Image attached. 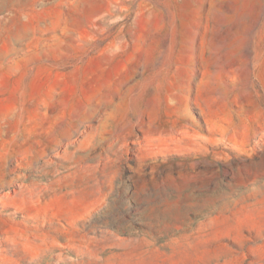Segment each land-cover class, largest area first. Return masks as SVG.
Masks as SVG:
<instances>
[{
	"label": "rangeland",
	"instance_id": "1",
	"mask_svg": "<svg viewBox=\"0 0 264 264\" xmlns=\"http://www.w3.org/2000/svg\"><path fill=\"white\" fill-rule=\"evenodd\" d=\"M0 264H264V0H0Z\"/></svg>",
	"mask_w": 264,
	"mask_h": 264
}]
</instances>
